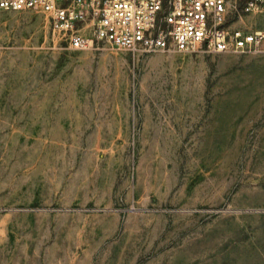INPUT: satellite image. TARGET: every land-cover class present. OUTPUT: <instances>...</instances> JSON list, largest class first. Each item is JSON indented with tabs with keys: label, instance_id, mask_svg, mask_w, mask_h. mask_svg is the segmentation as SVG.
Wrapping results in <instances>:
<instances>
[{
	"label": "rangeland",
	"instance_id": "obj_1",
	"mask_svg": "<svg viewBox=\"0 0 264 264\" xmlns=\"http://www.w3.org/2000/svg\"><path fill=\"white\" fill-rule=\"evenodd\" d=\"M0 264H264V48L74 50L0 11Z\"/></svg>",
	"mask_w": 264,
	"mask_h": 264
},
{
	"label": "built area",
	"instance_id": "obj_2",
	"mask_svg": "<svg viewBox=\"0 0 264 264\" xmlns=\"http://www.w3.org/2000/svg\"><path fill=\"white\" fill-rule=\"evenodd\" d=\"M0 11L42 14L74 50L261 53L264 31L232 29L264 0H0Z\"/></svg>",
	"mask_w": 264,
	"mask_h": 264
}]
</instances>
